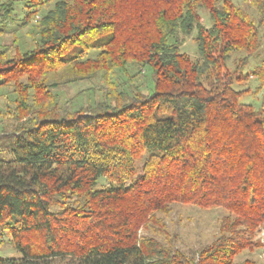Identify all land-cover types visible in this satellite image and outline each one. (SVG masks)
Wrapping results in <instances>:
<instances>
[{
	"label": "trees",
	"instance_id": "obj_1",
	"mask_svg": "<svg viewBox=\"0 0 264 264\" xmlns=\"http://www.w3.org/2000/svg\"><path fill=\"white\" fill-rule=\"evenodd\" d=\"M49 1L0 0V229L22 252L0 264H259L234 258L264 223V60L247 70L264 0H244L257 20L232 0H54L34 19ZM32 20L31 47L3 40ZM174 201L228 214L196 250L142 234Z\"/></svg>",
	"mask_w": 264,
	"mask_h": 264
},
{
	"label": "rangeland",
	"instance_id": "obj_2",
	"mask_svg": "<svg viewBox=\"0 0 264 264\" xmlns=\"http://www.w3.org/2000/svg\"><path fill=\"white\" fill-rule=\"evenodd\" d=\"M242 10H244L250 18L257 20V12L251 6L244 2V0H232ZM54 0H50L36 11L34 19L38 20L49 8L53 6ZM24 8L21 5L17 9L15 14L16 19L23 17ZM201 20L206 25H210V19L208 13L204 9H200ZM36 21L32 20L27 23L26 26L18 29L14 24L10 23L6 27V31L9 33L2 36L3 40H7L8 43L15 39V42L21 51L32 46L33 34L36 31ZM194 32L188 35L184 39V43L181 45V51L186 52L191 57H198L197 46L193 39ZM261 36V49L257 52V55H253L250 59V63L247 70H251L261 60H264V32L263 27L260 28ZM15 37V38H14ZM228 65L232 66L231 60L228 61ZM255 77L250 78V86H255ZM88 83L81 82L68 86H61L55 89L59 97L64 98L66 96H73L77 91L85 89ZM10 97H13L9 94ZM260 97V94L257 95ZM252 97V98H251ZM93 99L92 95L85 94L79 95L74 104L79 105ZM259 99L256 96H247V100L251 101L255 106L259 104ZM104 182V181H103ZM99 186V185H98ZM228 211L220 206H202L193 203H184L180 201L170 202L164 212H156L155 221L149 224L146 228L141 230L142 234L155 237L157 240L165 245L178 247L182 250H196L201 246L209 244L217 235L219 224L223 216L227 215ZM0 229V255L7 257H20L22 252L15 247L12 242V235ZM254 243H260V246H253L245 248L239 254L235 256V261H242L245 258L253 259L259 264H264V223L261 224L253 237ZM262 244V245H261ZM51 264H66L65 262L55 261Z\"/></svg>",
	"mask_w": 264,
	"mask_h": 264
}]
</instances>
